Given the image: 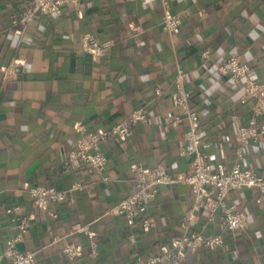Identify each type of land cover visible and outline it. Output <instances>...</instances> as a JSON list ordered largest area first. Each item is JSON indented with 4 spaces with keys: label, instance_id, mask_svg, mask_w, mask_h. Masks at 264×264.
<instances>
[{
    "label": "crops",
    "instance_id": "0c3cea01",
    "mask_svg": "<svg viewBox=\"0 0 264 264\" xmlns=\"http://www.w3.org/2000/svg\"><path fill=\"white\" fill-rule=\"evenodd\" d=\"M164 1L170 12L183 15L175 33L162 28ZM30 2L0 0V264H11L2 253L16 233L7 213L14 203L32 215L27 235L14 247L34 250L35 264H134L159 253L182 231L181 217L193 202L188 184L160 186L149 201L156 223L146 230L109 210L135 188L134 166L163 162L173 172L192 170L179 152L187 128L175 99L179 66L190 107L198 112L206 160L214 167L234 162L235 130L254 101L242 102L241 82L217 66L237 54L250 64L249 77L264 78V0H86L63 5L56 17L39 14L25 25L12 23ZM84 33L109 41L106 52L84 51ZM14 63L18 70L8 72ZM139 108L148 118L135 121L127 139L100 144L108 156L102 172L85 163L63 170L79 137L108 129ZM242 164L264 174V134L246 146ZM77 181L84 187L73 202L51 203L54 217L31 204L29 185L65 189ZM258 195L247 186L225 197L243 212L242 229L222 230L219 211L211 222L199 212L190 228L204 223V233L220 232L224 242L189 251L179 264H264V198ZM78 222L95 233V250L83 233H72ZM68 242L83 245L79 258L63 254Z\"/></svg>",
    "mask_w": 264,
    "mask_h": 264
},
{
    "label": "built area",
    "instance_id": "2783aa9c",
    "mask_svg": "<svg viewBox=\"0 0 264 264\" xmlns=\"http://www.w3.org/2000/svg\"><path fill=\"white\" fill-rule=\"evenodd\" d=\"M86 0H31L28 6L22 9L17 15L12 16V23L25 25L35 15H45L56 17L62 11L65 4H79ZM162 28L167 32L175 33L179 30L183 15L179 12L169 11L166 1L163 2ZM109 42V41H108ZM108 42L100 41L93 33H84L81 39V46L90 55L98 56L106 52ZM207 55V51L205 52ZM8 72L17 71V64L14 63ZM218 71L228 76L232 81L241 82V101L253 100L250 116L245 123L236 130L237 143L235 145L236 159L229 166L217 163L211 166L206 160L204 147L206 143L201 137L198 126L199 116L197 110L190 107L189 93L184 86V70L178 67L174 76L176 102L182 111V116L187 121V128L183 132L184 143L179 148L182 155L189 157L192 170L190 173L183 171L173 172L170 167L163 162H158L149 166H134L135 188L125 197L120 199L109 212H118L129 222H137L142 229L146 230L156 223V218L149 212V201L154 199L162 184H176L179 182L188 184L192 192V205L182 215L180 226L182 231L169 241L164 248L147 258H138L134 264H179L185 254L195 251L203 246L206 249H215L224 242V235L220 232L206 234L201 229H191L190 223L197 218V214L202 212L205 221H213L214 213L219 211L222 230L232 231L242 229L245 226V216L235 202L227 203L226 195L230 190H238L244 187H253L258 192L257 200L264 198V174H259L248 166L242 164L246 146L256 143L264 134V122L259 118L264 112V78L256 80L248 76L251 69L250 64L241 61L237 54H230L218 62ZM145 108H139L126 116L120 117L108 129L93 130L76 141L75 148L70 150L63 170L69 172L70 169L82 163L88 164L90 169L103 171L108 161V156L100 148L102 142L111 138L125 140L130 135L131 125L135 121L147 120ZM180 118L174 119L176 125ZM103 179L108 180L107 176ZM80 181L71 183L68 188H56L48 184L29 185L28 193L31 204L34 208L45 210L49 216L54 217L55 213L50 208L53 202L74 201V192L83 189ZM11 213L16 223V233L6 241V249L3 256L10 260L11 264H35L36 255L34 250L19 251L14 245L22 240L31 227L32 215L29 211H24L21 205L14 203L7 210ZM83 233L88 237L90 246L96 248L95 233L88 224L78 222L72 233ZM133 240V236H131ZM83 245L79 242H68L63 248V254L68 259H77L82 254ZM1 258V256H0Z\"/></svg>",
    "mask_w": 264,
    "mask_h": 264
}]
</instances>
